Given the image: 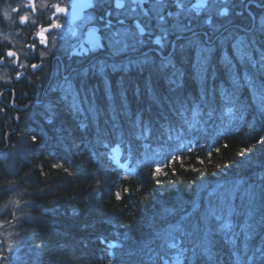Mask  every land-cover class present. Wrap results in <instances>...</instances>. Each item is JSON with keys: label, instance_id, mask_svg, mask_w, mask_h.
<instances>
[{"label": "trees", "instance_id": "trees-1", "mask_svg": "<svg viewBox=\"0 0 264 264\" xmlns=\"http://www.w3.org/2000/svg\"><path fill=\"white\" fill-rule=\"evenodd\" d=\"M172 1L163 53L179 34L174 26L188 25V35L219 36L207 63L194 38L168 56L175 67L153 52L147 65L79 70L68 96L51 89L45 118L31 123L27 144L0 170L24 175L6 184L0 175V185L16 187L40 220L23 227L28 240H14L17 264H171L172 256L180 264H264V10L253 24L249 0ZM141 7L122 16L150 22L154 40L158 10ZM118 161L136 167L145 185L118 175ZM162 200L170 206L157 226L151 216Z\"/></svg>", "mask_w": 264, "mask_h": 264}, {"label": "flooded vegetation", "instance_id": "flooded-vegetation-1", "mask_svg": "<svg viewBox=\"0 0 264 264\" xmlns=\"http://www.w3.org/2000/svg\"><path fill=\"white\" fill-rule=\"evenodd\" d=\"M87 1L90 0H35V7L33 8L30 6V0H0L1 157L2 154L14 145L11 142V134L19 129L16 120L19 124H24L20 122L21 119H27L30 116L28 111L32 106H29L28 103L36 97L35 94L39 89L43 88L41 92L44 94L46 83L49 80V85L52 84L53 86L62 81H68L75 72L74 68L87 70L93 66H102V60L94 58L102 53H110L109 51L113 50V47L110 48L107 38L109 37L108 35L116 33V29H120L116 23L114 25V32L107 31L106 26L102 24L101 27L105 30L104 33H101L100 27L95 28L100 32L99 35L103 41L102 48L98 52H96V45L93 42H86L82 39L81 34L84 33L83 30L79 34L78 22L84 18H88L92 11L90 9L80 12L76 16H72L71 14L80 9L81 3L84 5ZM92 1L94 8L98 9L101 5V0ZM126 1L130 2L131 0ZM103 3L101 7L105 5L111 7L107 4V1H103ZM56 5H59V8H63L65 11L60 12L58 8L54 7ZM17 8L19 11H14ZM5 11L8 13L7 16L4 15ZM22 15L28 16L29 21L27 24L21 23L19 18ZM97 18L95 19L97 20ZM57 24L60 27H55ZM94 26L95 24L92 27ZM44 28H48L49 30L43 32ZM126 30L129 31L131 28L129 27ZM41 32H43L45 40L37 39V36ZM79 35L81 38L78 37ZM109 40L115 42L117 39H115V36H111ZM33 44H35V48L31 47ZM68 46L74 48L73 52L71 50L68 51ZM9 50L15 52L16 57H8L6 53ZM122 54L123 52H112V55L117 58L115 62L121 60ZM33 64L39 67L34 69L31 67ZM47 69L52 70V72H49ZM45 72L49 73L46 80L44 77ZM42 77L44 78L42 79ZM19 90L26 91L22 93V97L18 95ZM41 92L37 95L36 100L40 97ZM18 97L19 99H17ZM32 105H35V103ZM9 113L12 115H9ZM9 142L11 144L8 146ZM1 202L2 200L0 199ZM8 207H3L0 204V213L4 214L0 222L4 223L8 220L5 216ZM4 230L3 225L0 227L1 235ZM8 237L9 235L0 237V250H3V255L6 258L0 261V264H17L18 252L15 251L13 240H8ZM9 248H11V251L8 250Z\"/></svg>", "mask_w": 264, "mask_h": 264}, {"label": "bare ground", "instance_id": "bare-ground-1", "mask_svg": "<svg viewBox=\"0 0 264 264\" xmlns=\"http://www.w3.org/2000/svg\"><path fill=\"white\" fill-rule=\"evenodd\" d=\"M103 1H107V4L110 5L111 7H108L107 5L101 7V5L104 4ZM206 1L208 2V0H206ZM122 2L125 4V7L124 8H117V7H115L116 6L115 0H101V5H100L101 9H100V7L97 9V8H94V3L92 0H90V1H87V3H85L84 5L82 3L80 4V8H86V9L81 10V11L77 10L76 11L77 13L72 12L73 14H71V15L76 16V15H79L80 12H84V11L91 9L92 13L90 14V16H88V18H84L87 20L82 19L87 25H85L83 27L84 33L81 34V36H82V39H84V41L91 42L87 39V35H88V32L90 30H93V29L95 30L96 35L100 37L98 40H96L95 43L93 42L96 45L95 46V49H97L96 52L100 51V48H102V45H103L102 38L99 35L100 32L96 30L97 28L100 27L101 33H104L105 30L101 27V24L106 26L107 31H111V32H114L115 23H116V25H118V27H123V26L129 24V25H133V26H135V28H137V25L135 24V22L133 24V22L131 20L126 19L122 16L124 11H128L130 13H135V15H136L137 13H140V11L138 9L142 8L141 7L142 5L143 6L151 5V6H153L154 10H159V5L157 4L158 0H133V1L131 0L130 2L123 0ZM89 3H92V4H89ZM138 3H139V6L137 5ZM133 9H135V11H133ZM244 9L246 10V12L249 15H252L253 24H256V15L255 14L261 12V10H264V0H262L260 3L258 2V0L247 1ZM128 12H127V14H128ZM108 13H110V15H108ZM165 13L167 14L168 12L165 11ZM102 16H103V19H100V17H102ZM112 17H114V18H112ZM95 18H97V20ZM155 20H157L156 17L153 18L152 21L155 22ZM109 21H110V25L108 23ZM93 24H95L94 27H92ZM252 29H255V26H252L250 29H245V31H251ZM178 33L179 34L172 41V49H171V52H169L168 54H164L163 50H160L158 47H153V46H150V44H145V45L141 46L138 50H135V51L134 50H127V51L123 52V54L121 56L122 57L121 60H118L117 62H115L117 58L114 55H112V52L115 51V49H113V50L109 51L111 54L110 53H102L99 56H96L94 59L102 60V63H101L102 66H93V67H97V68L102 69L104 67L110 68L111 66L112 67L115 66V67L119 68L118 65L127 66V64L129 63L128 61L133 60V59H137V58H141V57H143L144 53L149 54V53L157 52L160 55H162L163 58H165V57L170 56V53H172L174 51V47L176 48L179 40H181V41L185 40V41H183V47H186V44H189L190 41H193V42L196 41V40H194V38L198 39V41H197L198 43H200V41H201L200 38H202L204 40V43H201V44H203L205 47H208V46H211V44L215 43L219 39V36H213V35L209 34V32L205 29L194 30L189 35L187 34L188 30H186L184 32L179 30ZM223 33L224 32H220V36ZM81 36L79 35L78 37L81 38ZM111 36L114 37L117 35H115V33H113V34H111ZM177 37H179V38H177ZM107 41L111 42L110 40H108V38H107ZM72 45H74V44H72ZM98 47H99V49H98ZM73 49L74 48L69 47L68 51L71 50V52H73ZM152 49H155V51H152ZM101 55H104V56H101ZM199 57L201 59V56H199ZM74 69H75V72L71 75V77L68 81H64V82L62 81L61 83L53 86L52 84L49 85V82H50V80H49L46 83V86L44 89L45 90L44 94H43V92H41L43 88L39 89L35 95L37 97V95L41 92L40 97H38L37 100H36V97H34L32 100H30V102L28 103L29 106H32V107H30V110L28 111L30 116H28L27 119L26 118L21 119L20 122L24 123V124H19V122L16 120V122H17L16 124L19 125V129H18V131H15L14 133L11 134V136H12L11 142L14 143V145H12V147H10V149L8 151H6L4 154H2V159L0 162V170L1 171H7V168H8L7 162L10 161L14 155H16V151H14L15 146H18V148L19 147L21 148V144L22 145H24V143L27 144V142H26L27 137L29 136V134L31 135L32 132H34V130H35L34 126H32V127L30 126L31 123L33 122L34 124L37 125L38 118L44 117V115H43L44 111L41 110L44 107L43 104H44L49 93L56 92V91H53L51 89H55V90L57 89V90L61 91L63 94L66 93V96L69 95L68 86L73 85V80L75 78L74 74H76L79 71V68H74ZM91 69H93V68H91ZM48 71L52 72V70H50V69ZM48 75H49V73L45 72V76H44L45 80L48 77ZM44 77H42V79ZM23 92H26V91H24V90L18 91L19 97H22ZM19 97L17 99H19ZM34 103H35V105H32ZM9 115H12V114L9 113ZM31 115H35V119L32 118ZM18 120H19V118H18ZM126 121H129V120L127 119ZM129 122H128V124H129ZM137 123H138L137 121H134L130 125L136 126ZM14 130H16V129H14ZM8 140L10 141V139H8ZM11 142H9L8 146L11 144ZM21 159H22V157H21ZM113 166H114V170L116 171V173H119L118 175L123 176L127 180L133 179L134 183L138 184L140 186L145 185V184L141 183L142 181H140L138 183V180H135L137 178V176L139 175V171H138V169H136V167L133 168L132 166H130L124 162H121V161H118V164H116V163L113 164ZM165 167L166 166L163 165L162 163H158L156 166L158 171H164L166 169ZM16 171H19V170H16ZM2 173H3V175L1 173H0V175L2 176L1 178L4 179L3 181L5 184L7 181L14 182V177H16V179H17V178H22L24 176V175H20V174L15 173V174H13L14 177H12V175L10 177L9 174H5L4 172H2ZM3 176H5V177H3ZM199 182L202 183L203 180L202 181L200 180ZM177 190L179 192L181 191L180 188H178ZM174 194H176V192ZM162 196L160 197V199L162 198ZM24 198H25V194H24ZM0 199L2 200V202L0 204H2L3 207L9 206V211L5 212V216L8 218V220H7L8 223H6V222L3 223L5 230L3 231L2 235L0 234V237L9 235L8 240H19V237H17L19 235L21 240H28L27 234L30 235L29 233L31 232V230L28 233H24L23 227L25 226L28 229V228H30V226H33V224H36V221H40L38 218H35L36 209L34 210V214H30V211L28 210V205L30 207L29 209H31L32 207L35 208V206L33 204H30L26 199H25L26 201L23 200V195L21 194V192L19 193L16 190V187H9L8 185H6V187L3 185H0ZM166 201L167 200L160 201L159 203H163L162 207H157L152 212L151 219L153 221V224H155L157 226L158 225L160 226L162 224V217H163L164 209H167L170 206V205H168L169 204L168 202L165 203ZM17 202H19V203H17ZM166 204L168 206H166ZM23 207L25 208V210L27 208V210L26 211L21 210ZM40 214H42V212H40ZM3 215H4L3 213H0V221H1V218ZM206 216L203 217V220H206ZM29 222H32L33 224H31ZM256 224H257V222H256ZM19 226H22L21 227L22 229H19L20 228ZM34 228H36V227H34ZM146 230L148 232H151L152 229H150V227L148 226V227H146ZM176 230H178V229H176ZM36 237H37L36 238L37 240H45L42 237H40V235H38V236L36 235ZM185 239H186V237H185ZM170 240H179V239H178V236L173 235ZM180 240H182V239H180Z\"/></svg>", "mask_w": 264, "mask_h": 264}, {"label": "snow or ice", "instance_id": "snow-or-ice-1", "mask_svg": "<svg viewBox=\"0 0 264 264\" xmlns=\"http://www.w3.org/2000/svg\"><path fill=\"white\" fill-rule=\"evenodd\" d=\"M171 2H172V0H158L157 4L159 5V10L156 14V18L158 21V27H159V33L160 34L157 35L154 40L152 39V36L154 34V31H155V26H153L150 22L146 21L143 23V25L137 24V29H138V33H139L138 36L136 34H133L130 39L124 38V39L116 40L115 41L116 51H121V50H134L135 51V50H138L141 46L148 44L149 42H151V44H153V45H158L160 50L165 49L170 43L168 37L170 35H172V31L167 26L170 24V21L167 20V17L164 14V9ZM175 2H176L177 7H182V5L179 3V0H175ZM115 3H116L117 8H124L125 7V4L122 2V0H115ZM137 5L139 6V3ZM25 6H29V5H25ZM30 6L33 8L35 7V0H30ZM54 7L58 8L60 12L65 11V9L59 8V5H56ZM14 11L18 12L19 9L18 8L14 9ZM133 11H135V9H133ZM220 14L227 16L229 14L228 9H223ZM4 15L5 16L8 15L7 11L4 12ZM108 15H110V13H108ZM145 15L147 16L148 13L145 12ZM167 15L171 16L172 13L169 12V13H167ZM19 19H20L21 23H25V24H27L29 21V18L27 15H22V16H20ZM101 19H103V16L101 17ZM108 23L110 25V21ZM206 23L211 24L212 21L209 19L206 21ZM55 27L58 28V27H60V25L57 24V25H55ZM174 27H176L180 31L190 30L188 28V25H183L182 27L181 26H174ZM48 30H49L48 28H44L43 32H47ZM43 32H41L37 36L38 40H45L46 39L43 35ZM115 35L118 36L119 34L117 33ZM177 38H179V37H177ZM189 43L192 44V43H197V42L190 41ZM197 46L200 49V56H201L202 63H207L208 56L210 55L212 49L210 47H204L199 43H197ZM31 47L35 48V44H33ZM181 47H183V46H181ZM152 51H155V49H152ZM180 54L181 53L179 51L175 50V47H174V51L172 53H170V56L178 57ZM6 55L10 58L16 57V53L11 51V50H9L6 53ZM152 62H153L152 58L148 55V53H144L143 59L139 63L134 62V61H130L127 66H121V67L131 68L134 66V64L136 66H141V65H147V64L152 63ZM167 65H171L172 67H175V65L172 63V60L169 59L168 57H165L164 61H162L161 66H167ZM31 67L35 69L39 66L33 64V65H31ZM101 70H103V69H101ZM138 126L141 127L142 132H149L150 133V131H151V129L148 127V125L144 122L143 118H140ZM35 139H36V137H33V140H35ZM261 143H264V140H262ZM240 154L243 155L244 153L241 152ZM55 167H62V165H55ZM117 197L118 198L120 197L119 193H117ZM17 203H19V202H17ZM2 226H3V222H0V227H2ZM223 227L230 228L231 226L230 225H224ZM8 250L11 251V248H9ZM4 259H6V258L3 255V250H0V261H3Z\"/></svg>", "mask_w": 264, "mask_h": 264}, {"label": "rangeland", "instance_id": "rangeland-1", "mask_svg": "<svg viewBox=\"0 0 264 264\" xmlns=\"http://www.w3.org/2000/svg\"><path fill=\"white\" fill-rule=\"evenodd\" d=\"M206 2H207L206 0H198L197 3H199L200 4V7H202L203 5H205ZM207 19L208 20L209 19L211 20L210 17L207 18ZM84 20H87V19H84ZM85 25H87V24L83 20H81L80 22H78L77 27H78L79 34H80V31L83 30V27ZM129 27L131 28V30H129V31L126 30ZM119 28L120 29H118L117 31H115L116 32L115 34H117V33L119 34L118 36H115V39H117V40L118 39H124V38H129L130 39L133 34H136L137 36L139 35L138 29H136L135 26H133V25H129L128 24V25H125V26L119 27ZM108 36H109L108 38L110 39L111 38V35H108ZM110 41L111 42H108L109 43V46H110V48L113 47V49H115V53H122V52L127 51V50L116 51L115 42H113L112 40H110ZM1 159H2V157L0 156V162H1ZM7 210L9 211V207H8ZM6 223H8V222L6 221ZM169 260H170L169 262L171 264H180V260L176 256H172Z\"/></svg>", "mask_w": 264, "mask_h": 264}, {"label": "water", "instance_id": "water-1", "mask_svg": "<svg viewBox=\"0 0 264 264\" xmlns=\"http://www.w3.org/2000/svg\"><path fill=\"white\" fill-rule=\"evenodd\" d=\"M89 4H92V3H89ZM84 9H86V8H80L78 11H81V10H84ZM75 13H77V12H75ZM99 38H100V37L96 35L94 29H93V30H90V31L88 32L87 39H88L89 41L95 43L96 40H98Z\"/></svg>", "mask_w": 264, "mask_h": 264}]
</instances>
